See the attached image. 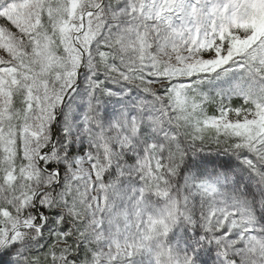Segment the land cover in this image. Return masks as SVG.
<instances>
[{
  "label": "snow or ice",
  "instance_id": "snow-or-ice-1",
  "mask_svg": "<svg viewBox=\"0 0 264 264\" xmlns=\"http://www.w3.org/2000/svg\"><path fill=\"white\" fill-rule=\"evenodd\" d=\"M0 264H264V0H0Z\"/></svg>",
  "mask_w": 264,
  "mask_h": 264
}]
</instances>
